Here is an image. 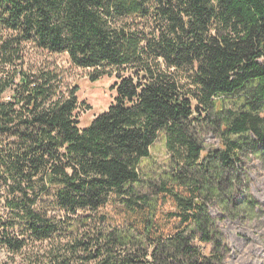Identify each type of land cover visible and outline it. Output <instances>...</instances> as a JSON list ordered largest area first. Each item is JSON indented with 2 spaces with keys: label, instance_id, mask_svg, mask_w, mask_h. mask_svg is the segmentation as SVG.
I'll return each instance as SVG.
<instances>
[{
  "label": "trees",
  "instance_id": "1",
  "mask_svg": "<svg viewBox=\"0 0 264 264\" xmlns=\"http://www.w3.org/2000/svg\"><path fill=\"white\" fill-rule=\"evenodd\" d=\"M28 47L113 76L112 103L79 127L78 87ZM160 137L176 171L151 183ZM249 155L264 160V0H0V264H226L208 202L232 198L219 169L238 180ZM242 201L220 205L259 206ZM110 203L140 219L114 222Z\"/></svg>",
  "mask_w": 264,
  "mask_h": 264
},
{
  "label": "rangeland",
  "instance_id": "2",
  "mask_svg": "<svg viewBox=\"0 0 264 264\" xmlns=\"http://www.w3.org/2000/svg\"><path fill=\"white\" fill-rule=\"evenodd\" d=\"M27 61L31 64H39L43 59L56 65L63 77V84L69 88L73 85L78 87L77 99L81 106L76 111V118L79 127H87L91 120L98 114L104 112L112 103L114 91L111 90L115 83L113 76H103L96 81L88 77L90 69L77 68L71 64L66 55L46 53H36L32 47H28ZM204 148H214L218 145V140L212 132L202 133L199 136ZM150 158L145 159L142 164V176L151 183L160 180H169L172 173L176 171L173 159L167 153L164 139L158 138L150 149ZM245 167L244 171H238L240 177L234 180L231 174L224 172L220 168L221 176L227 179L224 184L225 189L231 188L232 198L226 199L227 192L216 198L209 200L208 211L215 219L219 231L228 247L226 264H264V160L255 155H249L242 159ZM226 181L225 179H222ZM235 184V186H234ZM182 188H180L181 190ZM224 189V190H225ZM241 194L239 191H241ZM243 199L244 208L249 210L248 202L258 203L259 206L253 212H238L237 218H230L222 210L223 204L230 211L229 201ZM245 199H248L245 202ZM242 203L239 206L243 205ZM228 204V205H227ZM175 210L174 203L169 197H160L156 207V219L161 223L165 231L172 230L176 218L168 220V212ZM104 212L116 223L125 221H138V214H129L125 209L117 204H108ZM194 243L199 246L204 255L209 254L210 245L203 244L199 240ZM7 252L0 249V263L8 258ZM20 259L18 258L17 261Z\"/></svg>",
  "mask_w": 264,
  "mask_h": 264
}]
</instances>
